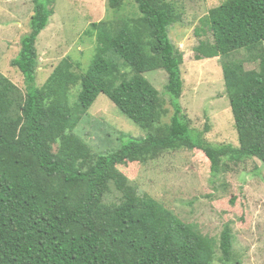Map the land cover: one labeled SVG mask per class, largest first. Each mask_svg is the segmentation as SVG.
<instances>
[{"label": "trees", "instance_id": "trees-1", "mask_svg": "<svg viewBox=\"0 0 264 264\" xmlns=\"http://www.w3.org/2000/svg\"><path fill=\"white\" fill-rule=\"evenodd\" d=\"M128 1L137 6L133 16L120 14ZM32 2L28 32L11 61L24 89L0 72V264H237L231 224L219 243L202 235L163 203L141 196L120 167L180 150L204 153L212 178L226 161L264 165V0H225L195 29V60L221 58L237 147L212 146L209 128L194 131L179 104L184 57L170 38L179 20L177 0H108L120 16L92 22L84 32L96 41L89 68L67 56L42 88L36 44L55 0ZM241 51L259 62L258 69L247 70L245 60L233 57ZM156 70L168 75L169 122L166 101L145 77ZM101 94L147 138H130L117 152L103 154L77 135ZM112 185L121 197L106 203Z\"/></svg>", "mask_w": 264, "mask_h": 264}, {"label": "rangeland", "instance_id": "rangeland-1", "mask_svg": "<svg viewBox=\"0 0 264 264\" xmlns=\"http://www.w3.org/2000/svg\"><path fill=\"white\" fill-rule=\"evenodd\" d=\"M179 20L170 28V38L183 53L181 66L184 80L179 104L191 120L194 131H204L208 142L238 146V134L227 96L221 58L196 61L194 47L200 42L195 29L209 11L225 0H177ZM120 13L136 14L137 6L128 1ZM32 0H0V72L24 89V78L11 66L21 49V40L28 32L33 14ZM108 0H55L54 15L41 33L38 50L37 86L42 88L57 65L67 56L82 63L86 71L96 50L95 38L84 35L92 22L111 20ZM245 60L247 70L258 69L259 62L248 61L245 51L236 53ZM124 73L130 69L123 68ZM145 77L161 92L166 101L169 122L173 109L164 93L168 75L164 70L151 71ZM78 88L71 93V104H77ZM75 133L96 152L112 154L130 138L146 139L148 134L125 117L114 103L101 94L84 115ZM122 136H126L123 138ZM121 171L141 196L149 195L187 224L194 225L204 236L218 243L223 228L231 224L235 235L234 258L237 264H264V165L258 159L234 164L226 161L217 178H212L210 162L199 150H180L162 154L156 160L130 163ZM120 193L111 186L104 201L120 200ZM240 262V263H239Z\"/></svg>", "mask_w": 264, "mask_h": 264}]
</instances>
